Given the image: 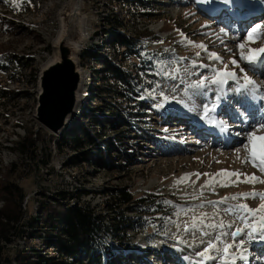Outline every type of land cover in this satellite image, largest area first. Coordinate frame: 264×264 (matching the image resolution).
<instances>
[{
    "label": "rangeland",
    "instance_id": "rangeland-1",
    "mask_svg": "<svg viewBox=\"0 0 264 264\" xmlns=\"http://www.w3.org/2000/svg\"><path fill=\"white\" fill-rule=\"evenodd\" d=\"M71 1L15 0L13 3V0H0V175H5L11 163L20 170L15 180L25 193L26 216H37L40 203L45 199L42 192L51 194L60 189L75 193L81 189L86 193L80 191V204L92 206L103 215H112L107 209V204L115 199L110 192L123 188L135 198L157 195V199L170 203L172 210L167 215L158 212L152 218L143 216L136 230L116 231V236L111 238L112 251H103V264H172L171 260H163L167 255L183 264H198L201 258L196 253L203 251L207 242L220 232L229 233L222 240L234 245L232 252L237 257L246 256L243 260L237 258L235 264H264V247H257L264 238L259 233L250 237L247 228L233 238L230 233L237 227L244 228V223L235 213L224 211L235 205L257 209L264 204L259 196L239 197L241 193H264V183L257 182L264 181V172L253 166L244 147L250 132L257 137L264 135V130L256 131L264 120L258 121L253 115L241 119L237 111L242 113L243 106L239 108L236 104H240L242 97L234 91L237 87L234 80L222 86L221 113H210L207 118H202L203 105L215 98L217 86L211 85L212 90L207 95L195 97L191 95L195 90L187 88L202 76L212 77L215 71L224 70L227 65L240 82L247 75L264 93V61L249 64L240 58L238 47L245 44V55H252L248 48H264V38H258L255 43L245 39L255 25H264V0H237L235 6H229L239 19L222 13L228 5L221 0H79L88 34L79 53L83 48L92 53H104L109 60L134 74L143 89L130 101L120 94L127 92L123 81L105 75L102 68L99 73L94 72L101 64L80 60L78 55L81 75L77 109L67 126L55 133L37 119L39 71L53 55L59 13ZM213 2L222 4L215 17V12L202 9L205 5L212 7ZM245 5L249 9L259 8L249 13L242 9ZM246 15L247 19L243 18ZM120 33H125L132 41L139 38L146 54L136 58L132 50L124 51L117 40ZM199 44L207 50L195 46ZM210 52L217 53L221 60L209 59ZM2 94L7 95L2 98ZM248 100L246 108L252 102L255 106L259 99L249 96ZM108 107L110 110H106ZM126 111L138 114L130 119ZM260 115H256L257 119ZM226 118H235L244 128L236 130L239 137L232 138L230 146H225L215 136H208L201 131L203 128L197 129L198 134H195V125L188 124H206L209 119L221 122ZM24 128L36 132L40 138L43 133L59 139L68 131L74 132L85 139V144L83 150L73 152L67 146L57 148L50 139L39 140L34 147L36 155L19 156L10 148L14 147L13 140L24 135ZM258 145L259 141H254L256 152H259ZM85 156L88 159H84ZM255 163L264 166L259 158ZM182 177L184 181L177 183ZM253 177L256 180H252ZM232 196L239 198L219 203L222 198ZM114 207L124 209V206ZM194 217L203 218L205 224L223 222L225 227L201 226L186 232L185 225ZM256 224H259L258 219ZM202 232L210 235H202ZM25 243L24 236L8 246L11 257L15 249ZM30 244L40 248L42 253L54 254L53 249L46 251L37 239ZM139 249L145 251L134 255V250ZM211 254L220 255L215 251ZM173 257L169 258L173 260ZM206 262L219 264L218 261L204 264ZM12 264H15L13 259Z\"/></svg>",
    "mask_w": 264,
    "mask_h": 264
},
{
    "label": "trees",
    "instance_id": "trees-1",
    "mask_svg": "<svg viewBox=\"0 0 264 264\" xmlns=\"http://www.w3.org/2000/svg\"><path fill=\"white\" fill-rule=\"evenodd\" d=\"M117 40L124 51L132 50L136 58H141L146 54V49L140 45L139 38L132 41L125 33H120ZM79 58L80 60L85 59L86 62L92 60L99 62L101 66L95 67L94 72L99 73L102 68L106 72L105 75L110 74L120 82L123 81L127 92H120V94L129 97L130 101L135 100L134 96H137L143 89L134 74H130L129 71L109 60L104 53H92L90 49L83 48L79 53ZM124 83H122L123 86ZM6 95L1 96L4 98ZM106 110H110L109 107ZM126 112L129 118L133 117V114H138L136 111ZM64 134L61 138L55 139L52 135L43 133V137L40 138L36 132L32 133L25 129L23 136H17L18 139L13 140L14 147L10 149L19 156L27 153L36 155L35 144L39 140L50 139L59 149L67 146L73 152L83 150L85 144L83 137L69 131ZM92 153L98 154V152ZM83 158L88 159L87 156ZM19 172L20 170L15 169V164L11 163L5 175H0V199L2 201L0 206V264H12V259L15 264H103V251H112L111 238L116 236V231L136 230L143 216L147 215L152 218L158 212H165L167 215L172 210L171 204L164 199H157V195L135 198L130 191L117 187L110 192V195L115 198L114 202L107 204V209L112 215H103L96 208L79 203L81 189H78L76 193L60 189L51 194L42 192L45 199L40 203L37 216L28 218L25 204H23L25 193L19 182L15 180ZM82 193L86 192L82 191ZM70 200L74 202L71 203ZM114 205L124 206V209L122 207L117 210ZM126 211L134 212L135 215L129 216L125 213ZM24 236L25 245L15 249L11 257L7 247ZM35 239L41 242L46 251L53 249L54 254L42 253L40 248L31 245V240Z\"/></svg>",
    "mask_w": 264,
    "mask_h": 264
},
{
    "label": "snow or ice",
    "instance_id": "snow-or-ice-1",
    "mask_svg": "<svg viewBox=\"0 0 264 264\" xmlns=\"http://www.w3.org/2000/svg\"><path fill=\"white\" fill-rule=\"evenodd\" d=\"M222 3L226 5L235 6L237 3V0H221ZM13 3H15V0H13ZM259 30V32H258ZM221 31H224L221 29ZM258 38H264V25L257 24L255 25L250 31L247 32L246 41L248 43H255ZM198 48L205 49V46L203 44L195 45ZM238 47L241 49L240 58L242 60H246L249 64H252L256 61H264V48L259 49H252L248 48V53H253L254 55H245L244 49L245 44L241 43L238 45ZM199 55V53H197ZM209 59L213 60H221V57L215 53L210 52L209 53ZM232 64L236 65V61L232 60ZM201 67H205L204 65H200ZM237 67H239L237 65ZM241 72L244 71V69H240ZM243 82H240L238 80L236 73L234 71L228 70L227 65L224 66V70L215 71L214 75L212 77H201L199 80L194 81L193 83L189 84L187 86L188 89H193L191 95L193 97L195 96H204L207 95L208 92H210L211 85H216L218 88L217 94L214 99H209L207 103L203 105V111H204V117L207 118V116L210 113H215L217 111V108L222 100V91H223V85L227 84L229 80H234L237 82V87L235 88V91L241 95L243 98L240 101L241 106L248 103V97L251 96L254 99L264 100V93L260 92V89L255 84L254 81H252L247 75H244L242 78ZM167 100V97H165ZM264 130V123L259 124L256 127V131ZM248 143L244 145L246 151L249 153V158L253 162L254 167H258L261 172H264V166H261L257 163H255L256 159L259 158L261 161H264V136H255L254 132H250L247 137ZM254 141H259V152H256L253 150ZM239 151V150H237ZM199 176V174H195ZM207 175V174H204ZM228 175H236V173H228ZM185 178H181L177 183L183 182ZM252 180H256L255 177L252 178ZM260 183H264V181H257ZM221 186H227V185H221ZM256 196H259L262 201H264V193H241L239 194V197H252L255 198ZM237 196L232 197H225L222 198L219 203H223L224 200L227 199H238ZM215 205L216 202H209ZM224 211L229 214L235 213L237 216V219L242 221L244 223V228L237 227L236 230L230 235L235 238L236 236L241 235L242 232H244L245 228L248 229L247 234L251 237L259 233L261 238H264V204H261L259 208L257 209H251L247 205H235L233 208H225ZM246 213V214H245ZM257 213H262L261 215L257 216ZM255 217V219H253ZM256 219L259 220V224H256ZM251 221V222H250ZM203 226V228H209V229H215V228H224L225 225L223 222L217 223H208L205 224L203 218H196L194 217L192 221L189 224L185 225V231H189L191 229H199ZM228 227H232V224H228ZM202 235H210L209 232H202ZM229 235V233L226 232H220L216 235L214 240H209L207 242V246L203 248V251L197 252L196 255L201 258V260L198 262V264H204L205 261H218L219 264H235L236 259H246V256L241 254L239 257H237L233 252L232 249L234 247L233 244H229L222 240V237ZM222 244V247L219 246V244ZM215 251L220 253L219 256H213L211 253Z\"/></svg>",
    "mask_w": 264,
    "mask_h": 264
},
{
    "label": "bare ground",
    "instance_id": "bare-ground-1",
    "mask_svg": "<svg viewBox=\"0 0 264 264\" xmlns=\"http://www.w3.org/2000/svg\"><path fill=\"white\" fill-rule=\"evenodd\" d=\"M205 1H199V3H204ZM206 3V2H205ZM214 3V2H213ZM213 6L216 7H208L207 5H205V7L202 9H208L207 11H209L210 13H216L214 14L215 16H218L217 14L219 13V11H216L218 9L219 6H222V4L220 5H215L212 4ZM202 6V5H201ZM211 6V5H209ZM232 7L231 5H228L227 8H224L225 10H222V13H225V15L228 17H236L237 19L238 16H234L233 12H231L230 7ZM249 7V6H248ZM247 7V5L243 6L242 9H246L249 10V13H252L254 11V9L259 8V7H254L253 9H249ZM241 9V10H242ZM252 10V11H251ZM206 14L209 15V13H207L206 11H204ZM262 12V11H261ZM221 13V14H222ZM237 13V12H236ZM257 14H259L258 12H255ZM254 15V16H255ZM248 15H246L245 19H247ZM85 16L82 13V3L79 0H72L60 13H59V31L56 35V37L53 40V47H54V52L53 55L44 63L41 65L40 71H39V86L41 83V79L42 77H45V81L47 80V75L51 72L54 71L56 72V74L58 76H61L62 73H65V64H69L72 65V67L75 70V73H77L78 75H81V72L78 70V61H77V57L79 55V51L80 49L83 47V44L85 43L86 39L88 38V34L86 31V23H85ZM240 31L242 30L241 26H240ZM253 55V53H252ZM49 78V77H48ZM42 84V83H41ZM43 85H41L40 91L41 93L43 92ZM60 86V81L57 79L54 81V89L59 88ZM235 91V90H234ZM77 91L75 92L76 95V100H77ZM226 95V94H224ZM43 98L42 94L40 96V98ZM240 97V96H239ZM243 99V98H242ZM250 99V98H249ZM251 100V99H250ZM78 100L76 101L77 104L75 106V112L77 109V105H78ZM238 101V100H237ZM249 101V100H248ZM253 101V100H252ZM255 102V101H254ZM223 104V103H222ZM249 105V104H248ZM245 107V105H243ZM257 104L255 103V106L252 104H250L247 108H248V113L246 116H250L253 115L254 118L258 121L260 120H264V110L262 112H260L258 110V108H256ZM220 107H223L220 105ZM220 107H218L217 109L219 110ZM228 110V109H227ZM226 110V111H227ZM222 111V109H221ZM221 111L219 112V114L221 113ZM229 111V110H228ZM224 113V112H223ZM230 113V112H229ZM177 114V113H176ZM218 114V115H219ZM231 114V113H230ZM261 114V115H260ZM229 115V114H228ZM256 115H260L259 118L257 119ZM72 115H70L71 117ZM179 117H184L182 115H178ZM233 116V113H232ZM187 117V116H186ZM224 117V116H223ZM231 117V116H230ZM252 117V116H251ZM185 118V117H184ZM227 119V118H226ZM225 119V120H226ZM66 121V120H65ZM68 122V121H67ZM190 122V121H189ZM195 122V121H194ZM234 123H237V121H232ZM66 123V122H65ZM187 123V122H186ZM189 125H191V127L193 125H195L194 127L196 128V130L194 131L195 134H198L197 129L199 130L200 128L202 132L208 134V136H215L219 139V141L224 144L225 146L227 145H231L233 143V140L231 139H226V138H220L221 136H219V131L216 130V128L213 126L215 124H217L221 131L223 132V134L226 133L227 127L223 126L224 124H218L216 123L213 119H209V122H207L206 124H201V123H197L194 124L193 122L188 123ZM237 125H239V123H237ZM178 126V125H177ZM245 126L247 127V124H245ZM180 127V125H179ZM240 127H243L242 124H240ZM219 129V130H220ZM239 130V129H236ZM244 129V128H243ZM242 129V130H243ZM180 130V129H179ZM191 130V129H190ZM62 130H60L58 133H60ZM192 131V130H191ZM181 132V130H180ZM203 134V135H206ZM200 135V134H199ZM261 136H264L263 134H261ZM224 139V140H223ZM215 142V141H214ZM259 146V145H258ZM259 149V148H258ZM254 150V149H253ZM257 247L259 248H263L264 247V241L262 243H260ZM256 247V248H257ZM258 248V249H259ZM132 251V250H131ZM130 251V252H131ZM141 251H145L144 249H139V251L134 250V255L139 256L141 255L139 252ZM165 253V252H164ZM164 255V254H163ZM135 256V257H136ZM169 257H173V256H166L164 257V261L166 262V260H171L177 264H183L184 262H181L179 260H176L175 257H173V260ZM182 258V257H181ZM179 258V259H181ZM190 259V258H189ZM240 262V261H239ZM195 263H190V264H196ZM205 264H208L207 262Z\"/></svg>",
    "mask_w": 264,
    "mask_h": 264
},
{
    "label": "water",
    "instance_id": "water-1",
    "mask_svg": "<svg viewBox=\"0 0 264 264\" xmlns=\"http://www.w3.org/2000/svg\"><path fill=\"white\" fill-rule=\"evenodd\" d=\"M45 77H42V84L40 83V86L43 85V92H39L37 119L48 129L58 133L67 126L70 115L75 113L76 101L78 100H76L75 92L80 76L75 73L72 65L66 63L65 73H62L61 76L51 71L47 75L46 81ZM57 79L60 81V86L54 89V81ZM41 94L43 98H40Z\"/></svg>",
    "mask_w": 264,
    "mask_h": 264
},
{
    "label": "built area",
    "instance_id": "built-area-1",
    "mask_svg": "<svg viewBox=\"0 0 264 264\" xmlns=\"http://www.w3.org/2000/svg\"><path fill=\"white\" fill-rule=\"evenodd\" d=\"M69 167H71V166H69ZM71 203H72V201H70Z\"/></svg>",
    "mask_w": 264,
    "mask_h": 264
}]
</instances>
